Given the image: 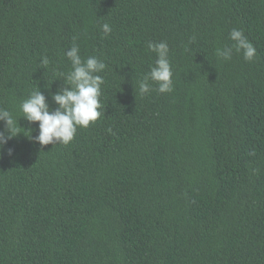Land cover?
Here are the masks:
<instances>
[{"label": "trees", "instance_id": "1", "mask_svg": "<svg viewBox=\"0 0 264 264\" xmlns=\"http://www.w3.org/2000/svg\"><path fill=\"white\" fill-rule=\"evenodd\" d=\"M233 28L251 61L216 56ZM161 41L173 90L141 94ZM73 44L106 65L102 114L41 146L18 106L38 86L56 107ZM0 108L21 127L0 150V264H264V0H0Z\"/></svg>", "mask_w": 264, "mask_h": 264}, {"label": "clouds", "instance_id": "2", "mask_svg": "<svg viewBox=\"0 0 264 264\" xmlns=\"http://www.w3.org/2000/svg\"><path fill=\"white\" fill-rule=\"evenodd\" d=\"M101 29L105 35L111 32L107 23L102 24ZM229 39L234 44L217 48L215 53L217 57L229 60L235 49L236 52H242L245 60L251 61L254 58L255 48L241 29L233 28L229 33ZM148 49L155 52L157 58L149 72L140 81L138 90L141 94L149 93L151 86L148 81H152L156 83L158 92L170 93L173 90V73L168 58V45L164 41L149 43ZM65 56L70 61L71 70L59 74L67 83H63L64 87L51 94L56 107L50 109L46 97L38 86L18 106L22 113L20 117H23L29 124L38 122L37 135L31 136V129H29L26 131L28 132L26 137L41 146L57 143L69 144L75 136L77 127L87 128L102 114L100 89L104 81L98 73L106 68L105 63L95 56L82 59L76 44L65 52ZM40 62L42 65H47L49 60L45 56ZM0 121H3L5 125V131H0V150H2L8 140L21 133L19 131L21 127L18 126V119H14L7 109L0 108ZM12 151L11 148L7 150L9 155Z\"/></svg>", "mask_w": 264, "mask_h": 264}]
</instances>
